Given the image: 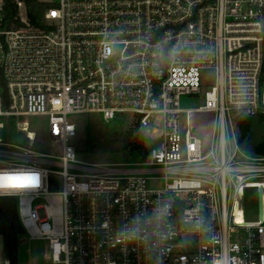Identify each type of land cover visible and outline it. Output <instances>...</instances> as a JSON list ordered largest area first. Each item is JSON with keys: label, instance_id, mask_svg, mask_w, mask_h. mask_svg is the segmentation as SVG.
I'll return each mask as SVG.
<instances>
[{"label": "built area", "instance_id": "built-area-1", "mask_svg": "<svg viewBox=\"0 0 264 264\" xmlns=\"http://www.w3.org/2000/svg\"><path fill=\"white\" fill-rule=\"evenodd\" d=\"M41 1L40 26L17 0L9 28L0 0V131L49 118L46 152L26 121L28 144L0 138V178L27 185L0 196L17 199L25 235L54 264H264V156L232 121L264 114V0ZM208 79L204 102L182 107ZM195 112L214 114L208 144ZM83 113L132 114L145 135L161 125L159 145L142 162H80L69 117Z\"/></svg>", "mask_w": 264, "mask_h": 264}, {"label": "rangeland", "instance_id": "rangeland-1", "mask_svg": "<svg viewBox=\"0 0 264 264\" xmlns=\"http://www.w3.org/2000/svg\"><path fill=\"white\" fill-rule=\"evenodd\" d=\"M23 11V9H22ZM212 79L202 84V92L196 95H183L181 105L184 108H193L204 102V93L212 85ZM6 102L4 106L6 107ZM8 120V119H7ZM5 119V122H8ZM69 120L76 124V137L71 139L76 147V159L85 163L118 164L142 162L144 159L137 152L128 155L125 145L129 138V129L133 126V115L122 114L117 118L106 121L99 113L75 114ZM26 121L29 129L34 132L33 149L39 152L49 150V118L47 115H28L20 118H11L5 129L0 131L3 141L12 143L28 144L29 140L19 135L16 128L19 122ZM214 121L213 112H195L191 123L195 133L200 136L205 144H208L212 135ZM161 125L157 132L146 135V146L148 151L159 145V134ZM160 185V183H159ZM154 186H158L155 184ZM253 211L251 219L257 218L255 200L251 201ZM0 264H5L4 239L0 234ZM18 264H54L50 259V249L47 240L30 239L23 235L19 241Z\"/></svg>", "mask_w": 264, "mask_h": 264}, {"label": "trees", "instance_id": "trees-1", "mask_svg": "<svg viewBox=\"0 0 264 264\" xmlns=\"http://www.w3.org/2000/svg\"><path fill=\"white\" fill-rule=\"evenodd\" d=\"M26 16L33 26H40L48 3L41 0H24ZM5 19L7 27L20 25V8L17 0H5ZM5 100L6 91L2 90ZM232 121L236 130L238 145L245 151L264 156V114L247 115L233 112ZM129 138L125 145L128 155L135 152L143 159L148 155L146 135L134 119L133 126L129 129ZM0 234L4 239V255L10 264H18L19 241L25 235L21 223L17 199L14 196H0Z\"/></svg>", "mask_w": 264, "mask_h": 264}, {"label": "snow or ice", "instance_id": "snow-or-ice-1", "mask_svg": "<svg viewBox=\"0 0 264 264\" xmlns=\"http://www.w3.org/2000/svg\"><path fill=\"white\" fill-rule=\"evenodd\" d=\"M13 179H20V180L26 181V182L31 183V184H35L36 183V177L35 176H30V175L20 176L18 178H13ZM4 186H8V187H25L27 185L26 184H22V183H10L8 179L0 178V187H4Z\"/></svg>", "mask_w": 264, "mask_h": 264}, {"label": "clouds", "instance_id": "clouds-1", "mask_svg": "<svg viewBox=\"0 0 264 264\" xmlns=\"http://www.w3.org/2000/svg\"><path fill=\"white\" fill-rule=\"evenodd\" d=\"M35 177H36V182H39V174L38 173L35 175Z\"/></svg>", "mask_w": 264, "mask_h": 264}]
</instances>
